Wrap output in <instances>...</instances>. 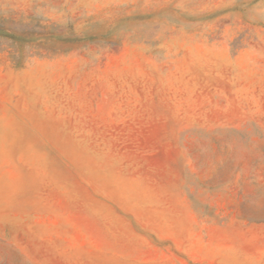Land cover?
Wrapping results in <instances>:
<instances>
[{"label":"rangeland","instance_id":"rangeland-1","mask_svg":"<svg viewBox=\"0 0 264 264\" xmlns=\"http://www.w3.org/2000/svg\"><path fill=\"white\" fill-rule=\"evenodd\" d=\"M0 264H264V0H0Z\"/></svg>","mask_w":264,"mask_h":264}]
</instances>
